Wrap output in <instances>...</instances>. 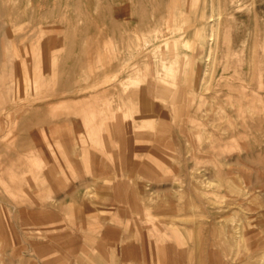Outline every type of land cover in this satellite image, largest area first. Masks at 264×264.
Masks as SVG:
<instances>
[{
	"label": "rangeland",
	"instance_id": "1",
	"mask_svg": "<svg viewBox=\"0 0 264 264\" xmlns=\"http://www.w3.org/2000/svg\"><path fill=\"white\" fill-rule=\"evenodd\" d=\"M0 264H264V0H0Z\"/></svg>",
	"mask_w": 264,
	"mask_h": 264
},
{
	"label": "crops",
	"instance_id": "2",
	"mask_svg": "<svg viewBox=\"0 0 264 264\" xmlns=\"http://www.w3.org/2000/svg\"><path fill=\"white\" fill-rule=\"evenodd\" d=\"M180 42H181V41H180ZM190 43H192V41L189 40V41H188V44L190 45ZM183 47H185V46H183Z\"/></svg>",
	"mask_w": 264,
	"mask_h": 264
},
{
	"label": "bare ground",
	"instance_id": "3",
	"mask_svg": "<svg viewBox=\"0 0 264 264\" xmlns=\"http://www.w3.org/2000/svg\"><path fill=\"white\" fill-rule=\"evenodd\" d=\"M218 14V13H217ZM219 15V14H218ZM215 18V17H214Z\"/></svg>",
	"mask_w": 264,
	"mask_h": 264
}]
</instances>
